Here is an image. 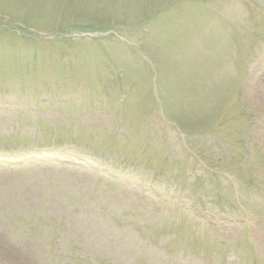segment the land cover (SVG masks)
<instances>
[{
    "label": "rangeland",
    "instance_id": "obj_1",
    "mask_svg": "<svg viewBox=\"0 0 264 264\" xmlns=\"http://www.w3.org/2000/svg\"><path fill=\"white\" fill-rule=\"evenodd\" d=\"M253 151L264 0H0V264H264L263 158L247 224L176 205Z\"/></svg>",
    "mask_w": 264,
    "mask_h": 264
},
{
    "label": "trees",
    "instance_id": "obj_2",
    "mask_svg": "<svg viewBox=\"0 0 264 264\" xmlns=\"http://www.w3.org/2000/svg\"><path fill=\"white\" fill-rule=\"evenodd\" d=\"M209 174H210L211 177H213L215 179H219V176H218L219 174L216 173L215 171H211ZM210 190H211V186L210 185H205L204 189H201L202 193H197V195H198L199 198H203L204 195L209 197ZM218 192L219 193H217L215 195V200H218V203H223L224 202V200H223L224 196L222 195L221 191H218ZM212 204H213V201L211 202V205Z\"/></svg>",
    "mask_w": 264,
    "mask_h": 264
}]
</instances>
